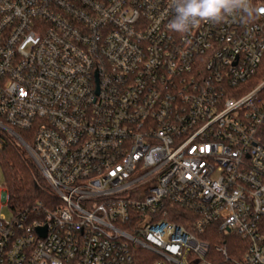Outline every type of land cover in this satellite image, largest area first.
Returning <instances> with one entry per match:
<instances>
[{"label": "built area", "instance_id": "obj_1", "mask_svg": "<svg viewBox=\"0 0 264 264\" xmlns=\"http://www.w3.org/2000/svg\"><path fill=\"white\" fill-rule=\"evenodd\" d=\"M252 2L180 34L170 0H0V153L26 151L50 197L15 212L0 186V264H219L211 242L264 264Z\"/></svg>", "mask_w": 264, "mask_h": 264}, {"label": "trees", "instance_id": "obj_2", "mask_svg": "<svg viewBox=\"0 0 264 264\" xmlns=\"http://www.w3.org/2000/svg\"><path fill=\"white\" fill-rule=\"evenodd\" d=\"M21 136L31 145L27 133L21 131ZM0 172L3 186L9 196V207L13 211H25L30 209L37 201L49 199L48 188L35 163L28 157L26 151L18 146H9L0 153ZM212 230V229H211ZM233 247L242 244L238 238H228L226 243ZM231 242H236L232 244ZM218 242H211V250L208 258L212 261L224 263L220 255L215 251ZM230 258L235 256L230 248Z\"/></svg>", "mask_w": 264, "mask_h": 264}, {"label": "clouds", "instance_id": "obj_3", "mask_svg": "<svg viewBox=\"0 0 264 264\" xmlns=\"http://www.w3.org/2000/svg\"><path fill=\"white\" fill-rule=\"evenodd\" d=\"M175 16L167 25L170 31L184 34L201 22L220 23L235 12L252 21L259 14V8L252 0H170Z\"/></svg>", "mask_w": 264, "mask_h": 264}, {"label": "rangeland", "instance_id": "obj_4", "mask_svg": "<svg viewBox=\"0 0 264 264\" xmlns=\"http://www.w3.org/2000/svg\"><path fill=\"white\" fill-rule=\"evenodd\" d=\"M0 174H1V172H0ZM41 178H43V177L41 176ZM0 186H3L2 175H1V178H0ZM3 214L6 216L7 219H10L11 218V215H12L9 209H5L4 212H3ZM231 243L234 244L236 242H231Z\"/></svg>", "mask_w": 264, "mask_h": 264}]
</instances>
